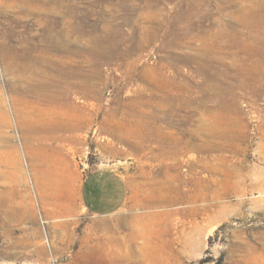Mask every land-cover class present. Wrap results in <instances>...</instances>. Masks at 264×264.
Wrapping results in <instances>:
<instances>
[{"label":"rangeland","instance_id":"obj_1","mask_svg":"<svg viewBox=\"0 0 264 264\" xmlns=\"http://www.w3.org/2000/svg\"><path fill=\"white\" fill-rule=\"evenodd\" d=\"M22 1L31 4L0 0V264H90L85 226L95 218L83 210L74 187L85 170L97 166L141 172L149 187L182 184L204 191L205 202L197 201L196 210H187L192 204L183 201L166 203L168 211L187 212L175 219L179 228L185 222L200 225L187 231L193 238L191 249L184 247L183 264H264V80L259 78L264 75V0H63L66 7L57 6L60 13L53 17L83 30L70 34L71 100L65 106L75 112L65 118L81 127L62 132L65 139L41 128L52 116L43 101L21 89L31 76L5 66L3 45L30 31L36 16L19 11ZM245 20L254 21L256 30L244 28ZM239 25L244 36L259 34L260 41L243 42L233 34ZM245 44L252 48L251 60L239 52ZM185 54L194 58L189 61ZM228 65L240 67L241 74ZM131 68L148 78L150 91L160 88L159 100L173 101L177 109L148 104L130 110L139 83L128 77ZM240 82L243 94L232 90ZM186 139L191 143L180 153ZM205 164L218 165L221 173L214 175ZM8 202L19 208L18 218H11Z\"/></svg>","mask_w":264,"mask_h":264},{"label":"bare ground","instance_id":"obj_2","mask_svg":"<svg viewBox=\"0 0 264 264\" xmlns=\"http://www.w3.org/2000/svg\"><path fill=\"white\" fill-rule=\"evenodd\" d=\"M31 4L25 1L20 2V7H19V11L23 12V11H30V12H34L36 13L35 18L33 19V21L31 23H29V29L30 31H21L19 32L18 35V39L16 41H14L13 39H10L9 42L5 43L3 45V58L4 61L6 63V67L7 69L9 68H13V70L17 73H23L26 72L27 74H29L31 77L32 82L30 81V85L28 86H22L21 89L25 92L28 93V95H30L31 97H33L34 99H37L39 101H43L45 103V108L47 109V111L51 114L52 117H50L51 119H49L48 123H45L43 125H41V128L43 130H48L52 133L53 137H56L57 139H65L66 136H64L62 134V132L64 131H68V130H74L77 131L80 127H81V122H74V121H70V119H66V116H69L71 113H75L74 111H69L65 106L67 105V103H69V101L71 100L70 98V88H69V80H68V75L70 73V67H69V61H68V45L70 44L69 42L71 41V37L70 34L71 32H75L76 35H78L77 33L83 32L82 28L78 29L76 27H73V25L71 26L70 24H66L67 22L65 20H62L61 18H54L53 14L54 13H60V10H58L56 7L57 6H61V7H66V2L63 0H30ZM150 1V0H149ZM223 1V0H222ZM221 1V3H222ZM226 1V0H225ZM228 1V0H227ZM232 1V0H231ZM248 1V0H247ZM254 1V0H253ZM155 2V1H154ZM195 2V1H194ZM241 2V1H240ZM242 2L244 3V1L242 0ZM241 2V4H242ZM249 2V1H248ZM247 2V3H248ZM262 2V1H261ZM144 3V2H143ZM220 3V4H221ZM256 3V2H255ZM258 3V2H257ZM264 3V2H263ZM148 4V3H147ZM151 4V3H150ZM219 4V6H220ZM240 4V3H239ZM240 4V5H241ZM252 4V2H251ZM108 5V4H107ZM111 5V3H110ZM122 5V4H121ZM152 5V4H151ZM192 5V4H191ZM253 5V4H252ZM264 4H261L260 6H262ZM11 6V5H9ZM13 6V5H12ZM105 6V5H104ZM109 6V5H108ZM160 6V5H159ZM158 6V7H159ZM182 6V5H181ZM222 6V5H221ZM248 6V5H247ZM254 6V5H253ZM250 5V7H253ZM258 6V5H257ZM15 7V6H13ZM12 7V8H13ZM224 7V6H223ZM244 7V6H243ZM249 7V6H248ZM247 7V9H248ZM264 6H262L263 8ZM8 8V7H7ZM124 8V7H123ZM191 8V7H190ZM194 8V7H193ZM192 8V9H193ZM222 8V7H221ZM255 8V7H254ZM261 8V7H260ZM91 9V8H90ZM246 9V10H247ZM252 8H250L251 11ZM264 9V8H263ZM68 10V9H66ZM239 10V9H237ZM245 8L244 10L241 9L240 13H243V11H246ZM254 10V9H253ZM5 11V10H4ZM7 11V10H6ZM150 11V10H149ZM160 11V10H159ZM151 12V11H150ZM185 12H189V11H185ZM191 12V11H190ZM189 12V14H190ZM253 12V11H252ZM73 13V12H72ZM247 13V12H246ZM256 13V12H255ZM260 13V12H259ZM142 14V13H141ZM245 14V12H244ZM258 14V13H257ZM186 15V14H185ZM246 15V14H245ZM255 15V14H252ZM59 16H61L59 14ZM58 16V17H59ZM63 16V14H62ZM191 16V15H190ZM238 16H241L240 14ZM258 16V15H257ZM262 16V15H261ZM20 17V16H19ZM150 17V16H149ZM148 17V18H149ZM173 17V16H172ZM244 17V16H243ZM253 17V16H252ZM251 17V18H252ZM256 17V15H255ZM177 19V16L175 17ZM180 17L178 16V19ZM248 19V18H247ZM255 19V18H254ZM261 20V18H260ZM178 21V20H177ZM248 23H243V27L246 29H252L255 26H253L252 22L254 21H247ZM256 21V19H255ZM72 22V20H71ZM153 22V21H152ZM258 22V21H257ZM155 22H153L154 24ZM173 23V22H171ZM26 24V23H25ZM148 24V23H147ZM175 24V23H174ZM261 24H263V21H261ZM32 25V26H31ZM171 25V24H169ZM242 25V24H241ZM241 25L236 26V28L234 27V33H236V36H241V38L243 39V42H246L247 44H251L253 43L255 40L260 41L257 39L256 35H243V32H241L240 27ZM255 25V24H254ZM259 25V24H258ZM264 25V24H263ZM149 26V25H148ZM174 26V25H173ZM257 26V25H256ZM262 26V25H261ZM28 27V26H27ZM164 27V26H163ZM169 27V26H168ZM70 28V29H69ZM160 28V27H159ZM165 28V27H164ZM233 28V26H232ZM242 28V27H241ZM106 29V28H105ZM142 29V27H141ZM153 29V28H152ZM166 29V28H165ZM170 29V28H169ZM173 29V28H171ZM260 29V28H259ZM82 30V31H81ZM147 30V29H146ZM158 30V29H157ZM228 30V29H227ZM232 30V29H231ZM256 30V27H255ZM262 30V29H261ZM229 31V30H228ZM244 31V30H243ZM251 31V30H250ZM145 32V31H144ZM156 33V31H154ZM168 32V31H167ZM170 32V31H169ZM230 32V31H229ZM228 32V33H229ZM232 32V31H231ZM255 32V31H253ZM261 32V31H260ZM258 32V33H260ZM114 33V32H113ZM148 33V32H146ZM145 33V34H146ZM153 33V32H152ZM158 33V32H157ZM244 33H246L244 31ZM89 34V33H88ZM144 34V35H145ZM154 34V33H153ZM165 34V32L163 33V35ZM232 34V33H231ZM261 34V33H260ZM148 35V34H147ZM146 35V36H147ZM263 35V34H262ZM260 35V36H262ZM105 36V35H104ZM154 37H157L154 35ZM162 36H160L161 38ZM166 37V36H165ZM215 37V36H214ZM234 37V36H233ZM117 38V37H116ZM147 38H149L147 36ZM168 38V37H167ZM174 38V37H173ZM227 38V37H226ZM230 38H232L230 36ZM235 38V37H234ZM259 38V37H258ZM93 39V38H92ZM153 39V38H152ZM236 39V38H235ZM240 39V37H239ZM261 39V38H260ZM107 40V39H106ZM114 40V39H113ZM151 40V39H150ZM155 40V38H154ZM158 40V39H157ZM155 40V41H157ZM179 40V39H178ZM237 41V40H236ZM263 41V40H262ZM261 41V42H262ZM109 42V41H108ZM113 42V41H112ZM153 42V41H151ZM160 42H163L160 41ZM234 42V41H233ZM241 42V43H243ZM146 43V41H145ZM235 43V42H234ZM257 43V42H255ZM255 43L253 45H255ZM260 43V42H258ZM163 44V43H162ZM165 44V43H164ZM176 44V42H175ZM143 45V44H142ZM172 45V44H171ZM238 45V44H237ZM236 45V46H237ZM244 45V43H243ZM246 45V44H245ZM252 45V44H251ZM252 45V46H253ZM259 45V44H258ZM161 46V45H159ZM163 46V45H162ZM178 46V45H177ZM260 46V45H259ZM263 46V45H262ZM58 48L60 49V51L58 53L53 52L54 48ZM85 47V46H84ZM96 47V46H95ZM242 47V46H240ZM248 47L247 45L244 48H239V52L243 53V59L245 60H251L252 58V54H251V49L250 48H246ZM264 47V46H263ZM142 48V47H141ZM261 48V47H260ZM260 48H258L260 50ZM102 49V48H101ZM121 49V48H120ZM206 49V48H205ZM214 49V48H213ZM224 50V49H223ZM262 50V48H261ZM260 50V51H261ZM113 51V50H112ZM255 51V49H254ZM263 51V50H262ZM119 52V51H118ZM221 52V50H220ZM253 52V51H252ZM205 53V52H204ZM256 53V52H254ZM202 54V53H200ZM209 54V51H208ZM262 54V53H261ZM197 55V54H196ZM219 55V54H218ZM204 56V55H202ZM207 56V55H205ZM217 56V55H216ZM257 56H259L257 54ZM88 57V56H87ZM181 58L183 57L182 55L180 56ZM185 59L189 60L191 58H194V55L191 54H185L184 55ZM212 57V56H210ZM256 57V55H255ZM95 58V57H94ZM199 58V57H198ZM214 58L215 57L214 55ZM91 59V58H90ZM96 59V58H95ZM206 59V58H205ZM89 60V59H88ZM115 60V58H114ZM183 60V59H182ZM92 61V60H91ZM204 61V60H203ZM207 61V60H206ZM205 61V62H206ZM209 61V59H208ZM214 61V60H213ZM212 61V62H213ZM86 62V61H85ZM192 62V61H191ZM204 62V63H205ZM252 62V61H251ZM254 62V61H253ZM189 63V62H188ZM201 63V62H200ZM201 63V64H204ZM210 65V62H208ZM254 64V63H252ZM259 64V63H258ZM207 65V64H206ZM260 66V65H259ZM263 66V65H262ZM164 67V66H163ZM199 70H203L204 66H201L199 64ZM256 67V66H255ZM254 67V68H255ZM258 67V66H257ZM237 72L239 70V73L241 74L242 69H240V67H230L229 65L227 66V69H233L236 70ZM242 68V67H241ZM246 68V67H245ZM252 68V66H251ZM261 68V67H260ZM133 69V71H130L128 77L132 80H136L137 82H139L137 84V87L134 89V93L136 96V100H133L131 103L126 104L128 105V107L130 108V110H135L138 107H141L142 105H152V107H154V109H157L159 107V109H165L167 111H169V109H173L176 110L177 107L174 104L173 101H169V100H159L158 99V95L157 92H159L158 90H160V88L155 87V88H151V91L149 90L150 86L147 84L148 78L142 75H135L137 72V70L135 68H131ZM166 69V68H165ZM164 70V69H163ZM252 70V69H251ZM255 71L257 70L254 69ZM259 70V68H258ZM97 71V70H96ZM162 71V70H161ZM165 71V70H164ZM80 72V70H79ZM230 72V71H228ZM248 72V71H247ZM252 72V71H250ZM249 72V75H250ZM259 72V71H258ZM257 72V73H258ZM261 72V71H260ZM163 73V72H162ZM161 73V74H162ZM234 73V71H233ZM254 73V72H253ZM80 77H81V72L79 73ZM235 74V73H234ZM237 74V73H236ZM245 74V73H244ZM262 74V73H261ZM264 74V73H263ZM175 75V74H174ZM238 75V74H237ZM256 75V74H255ZM254 75V77H255ZM260 75V73H259ZM236 76V75H235ZM247 76V75H245ZM253 76L250 75V77ZM29 77V76H28ZM156 77V76H155ZM242 77V76H241ZM244 77V76H243ZM240 78V77H239ZM246 78V77H245ZM245 78L243 79V81L245 80ZM252 78V77H251ZM259 78L262 80H264V75H260ZM142 79V80H140ZM167 79V78H166ZM170 79V78H169ZM225 79V78H224ZM241 79V78H240ZM239 79V80H240ZM172 80V79H170ZM232 80V79H231ZM242 80V79H241ZM255 80V78H254ZM260 80V81H261ZM230 81V80H229ZM259 81V82H260ZM234 82V81H233ZM237 82V81H235ZM246 82V81H244ZM253 82V81H252ZM251 82V83H252ZM259 82L257 85H259ZM178 83V82H177ZM176 83V84H177ZM256 83V82H254ZM180 84V83H178ZM173 85V84H172ZM182 86V85H181ZM171 87V86H170ZM174 88V87H173ZM251 88V87H250ZM254 88V87H253ZM190 89V88H189ZM188 89V90H189ZM230 89V88H229ZM236 90L237 89V94L241 93L243 94L246 89L244 88V84L242 82H240V84L238 83L235 87L232 88V90ZM239 89V91H238ZM248 89V88H247ZM253 90V89H252ZM191 92V89L189 90ZM249 91V90H248ZM77 92V91H76ZM180 92V91H179ZM233 91V93H235ZM251 92V91H250ZM164 93V92H163ZM182 93V92H181ZM216 94V93H215ZM249 94V92L247 93ZM253 94V92H252ZM256 94V92H255ZM258 94V93H257ZM172 95V94H171ZM219 95V94H218ZM226 95V94H225ZM246 95V94H245ZM217 97V96H216ZM36 100V101H37ZM188 100V99H187ZM199 101V100H198ZM218 101V100H217ZM233 101V100H232ZM183 104L185 103V100L182 101ZM227 103V102H226ZM229 103V102H228ZM231 104V103H230ZM141 105V106H140ZM192 105V104H191ZM232 105V104H231ZM227 106V105H226ZM191 107V106H190ZM189 107V108H190ZM227 107H231V106H227ZM188 108V109H189ZM234 108V107H232ZM75 109V108H74ZM158 109V111H159ZM187 109V108H185ZM31 111V110H30ZM157 111V112H158ZM173 112V111H172ZM45 113V112H44ZM77 113V112H76ZM243 113V112H242ZM47 114V112H46ZM71 114V115H72ZM231 116V115H230ZM49 117V116H48ZM76 118V117H75ZM205 118V117H204ZM230 118V117H229ZM44 119V117H43ZM201 119H203V117H201ZM200 119V120H201ZM75 120V119H74ZM263 120V119H262ZM45 121V120H44ZM47 121V120H46ZM202 121V120H201ZM218 121V120H217ZM226 121V120H225ZM208 122V121H207ZM259 122H261L259 120ZM172 123V122H169ZM213 123V122H212ZM220 123V122H219ZM224 124V123H223ZM225 125V124H224ZM264 125V123H263ZM261 125H259L260 127ZM259 129V128H258ZM262 129V128H261ZM216 130V129H215ZM196 131V130H195ZM262 131V130H261ZM198 132V131H197ZM216 132V131H214ZM221 132V131H220ZM219 132V133H220ZM263 132V131H262ZM261 132V133H262ZM150 134V133H149ZM181 135V134H180ZM219 135V134H218ZM155 136V135H154ZM158 136V135H157ZM151 137V135H150ZM187 138V137H186ZM144 139V138H143ZM263 139V138H262ZM159 140V139H158ZM146 141V140H145ZM165 141V140H164ZM167 141V140H166ZM171 141V139H170ZM184 145L182 146V150L180 151V153H185L187 151V148L189 147L190 143H191V139H186L183 140ZM133 146L136 148V144L139 145L138 143L134 142L132 143ZM163 144V143H162ZM182 144V143H181ZM180 145V144H179ZM178 145V146H179ZM181 146V145H180ZM179 146V147H180ZM138 147V146H137ZM171 147V145H170ZM174 147V146H173ZM172 149V148H171ZM176 149V148H175ZM174 150V149H173ZM179 150V149H178ZM168 151V150H167ZM170 151V149H169ZM171 152V151H170ZM175 152V151H174ZM159 154V153H158ZM173 155V154H172ZM168 156V155H167ZM166 156V157H167ZM162 157V156H161ZM171 157V155L169 156ZM160 158V157H159ZM223 158V157H221ZM157 159V158H156ZM164 159V158H162ZM166 159V158H165ZM171 159V158H170ZM1 163V162H0ZM177 165V164H176ZM206 165V164H205ZM1 167V166H0ZM207 169L211 172L214 173V175L220 174L221 170L218 167V165L214 166L213 168L210 165H206ZM168 169V168H167ZM206 169V170H207ZM60 174L61 175H65V171L64 169L59 168ZM226 171V170H225ZM223 173V172H222ZM238 173V172H237ZM0 174H3V172L0 170ZM227 174V173H226ZM179 175V174H178ZM178 175L176 176V178H178ZM186 176V175H185ZM184 177V176H183ZM220 177V176H219ZM225 177V176H224ZM219 178L216 177L214 178V182L217 181ZM174 180V179H173ZM176 180V179H175ZM189 178H182V182L188 184ZM194 181V180H193ZM204 181V180H203ZM68 182V181H67ZM177 182V181H175ZM205 182H207V184L209 183L208 180L206 179ZM204 182V183H205ZM197 183V182H195ZM185 184V185H186ZM206 184V185H207ZM197 185V184H196ZM205 185V184H204ZM170 186V185H169ZM167 189H164V193L167 196V200L170 201L171 196L175 195V192L177 191V187L175 186H170ZM200 186V185H199ZM185 188V187H184ZM202 188V187H200ZM207 188V187H206ZM216 188V187H215ZM179 190V189H178ZM183 202L185 203H191L192 206H189L188 209H192L196 210L195 206L197 207V201L199 203V200L204 201L205 202V197H204V191L202 194H198L195 192L194 187L192 186H187V189H183ZM204 190V189H203ZM216 193V192H215ZM211 194V193H210ZM172 196V198H173ZM215 195H213L214 197ZM212 197V196H211ZM171 198V199H172ZM209 198V197H208ZM216 198V197H215ZM208 200V199H207ZM147 201V200H146ZM175 201V200H174ZM2 204H4V201L1 202ZM180 203V202H179ZM183 203V204H184ZM185 203V204H186ZM177 204V203H176ZM8 208L12 211L11 214V218L16 219L19 216V208L15 205V203H7ZM206 206V205H205ZM185 207V206H184ZM203 207L202 204L199 206V208ZM198 208V207H197ZM185 209V210H186ZM206 209V208H204ZM25 210V209H24ZM28 211V210H27ZM10 212V211H9ZM182 213H184V215L186 216L187 212H185L184 210L181 211ZM26 213V212H25ZM23 213V214H25ZM28 213V212H27ZM169 213V212H168ZM170 214V213H169ZM28 216V215H27ZM192 216V214H191ZM25 217V216H24ZM23 218V217H22ZM193 218V216H192ZM8 220V219H7ZM16 221V220H15ZM135 224V223H134ZM183 224V223H181ZM136 225V224H135ZM195 222L191 223V226L194 227ZM139 225H137L138 227ZM140 228V226L138 227ZM139 230V229H138ZM136 236V235H135ZM133 239L132 238H120L117 236H110V237H105V239L103 241L99 240V242H95L93 245H91L89 247V249L92 251L91 254L94 252V255L92 254V256H97L96 258H93L90 260V264H137V261L139 260H131L128 257H125L122 251H118L115 249V246H117V244L120 242L125 247L130 249V241ZM130 243V244H129ZM133 244V243H132ZM129 246V247H128ZM120 247V245H119ZM118 247V248H119ZM132 247V246H131ZM121 250H123L122 248H120ZM126 249V248H125ZM124 249V250H125ZM128 250V249H127ZM133 250V249H130ZM128 252V251H127ZM133 252V251H132ZM144 252V251H143ZM130 253V252H129ZM96 254V255H95ZM133 254V253H132ZM138 258V257H137ZM140 258V256H139ZM141 260V259H140ZM142 261H138V263H140ZM143 264V263H142Z\"/></svg>","mask_w":264,"mask_h":264},{"label":"crops","instance_id":"obj_3","mask_svg":"<svg viewBox=\"0 0 264 264\" xmlns=\"http://www.w3.org/2000/svg\"><path fill=\"white\" fill-rule=\"evenodd\" d=\"M157 176L163 178L166 174L159 173ZM176 176L174 179H177ZM147 180L141 172L122 171L112 166L91 167L84 171L74 192L81 199L83 210L95 218L85 226L84 253L87 261L97 257L92 256L94 252L91 254L89 247L112 234L126 239L133 237L129 243L133 250L125 249L121 241L115 249L131 260L142 261L137 264H183L184 247L186 245L191 249L193 238L186 236L187 231L199 230L200 225L194 221L192 227L191 223L185 222L179 228L175 219L182 212L179 209L167 210L168 200L163 192L167 186L159 183L149 187ZM172 185L177 187V191L170 202H182V184Z\"/></svg>","mask_w":264,"mask_h":264},{"label":"trees","instance_id":"obj_4","mask_svg":"<svg viewBox=\"0 0 264 264\" xmlns=\"http://www.w3.org/2000/svg\"><path fill=\"white\" fill-rule=\"evenodd\" d=\"M218 262H220V260H219ZM220 264H221V263H220Z\"/></svg>","mask_w":264,"mask_h":264}]
</instances>
